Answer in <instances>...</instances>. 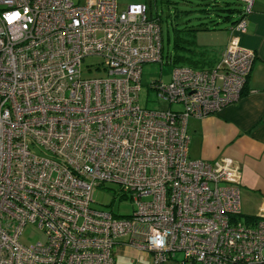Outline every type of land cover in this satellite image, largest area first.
<instances>
[{"label": "built area", "instance_id": "obj_1", "mask_svg": "<svg viewBox=\"0 0 264 264\" xmlns=\"http://www.w3.org/2000/svg\"><path fill=\"white\" fill-rule=\"evenodd\" d=\"M88 56L105 77L82 78ZM254 58L231 36L212 67L152 81L149 109L142 67L163 47L145 2L0 0V264H114L117 245L150 264H264V201L243 213L240 166L191 159L186 128L240 99ZM105 183L131 214L92 208ZM27 225L44 240L22 243Z\"/></svg>", "mask_w": 264, "mask_h": 264}, {"label": "crops", "instance_id": "obj_2", "mask_svg": "<svg viewBox=\"0 0 264 264\" xmlns=\"http://www.w3.org/2000/svg\"><path fill=\"white\" fill-rule=\"evenodd\" d=\"M240 2L242 5V0ZM232 25L231 22L224 32L219 33L223 34V40L216 44L213 60L204 62L197 56H190L191 64L183 66L212 67L220 59L229 38L235 36L241 46L255 53L242 95L237 102L215 114L190 117L186 128L191 159L215 161L229 158L240 166L242 211L251 215L264 201V0H252L251 11L245 15L243 32L231 31ZM142 255L132 246L117 245L114 264H120L121 258H130L135 264L140 262ZM146 258L149 259L146 263L150 264V258Z\"/></svg>", "mask_w": 264, "mask_h": 264}, {"label": "rangeland", "instance_id": "obj_3", "mask_svg": "<svg viewBox=\"0 0 264 264\" xmlns=\"http://www.w3.org/2000/svg\"><path fill=\"white\" fill-rule=\"evenodd\" d=\"M145 2L150 8L154 17H159L163 47V65L159 63H147L142 67L141 89L138 94L139 104L143 107L153 109L157 106L156 94L149 89L152 81L162 80L168 82L171 72L175 66L187 65L185 62L171 63L167 58L174 56H197L204 62L213 60L216 56V44L223 40V34L231 22L237 16V10L241 8L240 0H217L216 6H205L196 0H117L118 11L126 9L131 3ZM205 7V10H201ZM219 14V15H218ZM204 26L210 29H204ZM196 29L188 35V30ZM179 37V44L183 47L175 46V38ZM187 42H186V41ZM189 41H194L195 45H189ZM191 51V52H190ZM194 52L193 55L191 53ZM101 62L99 57L88 56L81 63V76L85 79L105 77L104 70L95 69L94 66ZM90 65V70L88 66ZM161 109L168 108L164 102L159 104ZM177 109V106H171ZM117 187L111 183L104 186H96L93 190L92 208L112 211L115 214L124 216L132 213L133 201L127 198H120L116 194ZM250 212V211H247ZM252 213V212H250ZM126 239V238H124ZM44 235L36 227L27 225L20 241L26 245H32L36 241H43ZM142 255V254H141ZM177 256H181L180 253ZM149 261L145 256L140 262L135 264H147ZM120 264H133L130 258H121Z\"/></svg>", "mask_w": 264, "mask_h": 264}, {"label": "trees", "instance_id": "obj_4", "mask_svg": "<svg viewBox=\"0 0 264 264\" xmlns=\"http://www.w3.org/2000/svg\"><path fill=\"white\" fill-rule=\"evenodd\" d=\"M196 1H198L199 2V4H201V6L202 5H205V6H216V5H218V2H217V0H214V1H206V0H196ZM150 2H151V0H150ZM201 10H205V7H202V9ZM219 15V14H218ZM242 17V9L240 8V9H238L237 10V16H236V18L232 21V24H235L238 20H239V17ZM204 29H210V27H208V26H204L203 27ZM196 29H191V27L189 28V30L187 31L188 32V35L189 34H192V33H189V32H194ZM179 37H177L176 36V38H175V46L176 47H181V48H183L180 44H179ZM186 41V40H185ZM187 42V41H186ZM188 44L189 45H195V42L194 41H189L188 42ZM185 62L186 64H191V62H192V60H191V57L190 56H174V58L172 59V62L173 63H178V62Z\"/></svg>", "mask_w": 264, "mask_h": 264}]
</instances>
